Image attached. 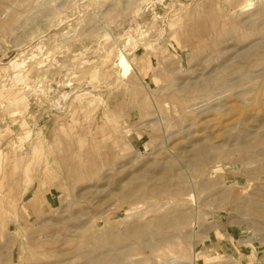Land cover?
Instances as JSON below:
<instances>
[{"label": "rangeland", "instance_id": "obj_1", "mask_svg": "<svg viewBox=\"0 0 264 264\" xmlns=\"http://www.w3.org/2000/svg\"><path fill=\"white\" fill-rule=\"evenodd\" d=\"M0 264H264V0H0Z\"/></svg>", "mask_w": 264, "mask_h": 264}, {"label": "bare ground", "instance_id": "obj_2", "mask_svg": "<svg viewBox=\"0 0 264 264\" xmlns=\"http://www.w3.org/2000/svg\"><path fill=\"white\" fill-rule=\"evenodd\" d=\"M35 55V54H34ZM32 56V55H31ZM20 61V60H19ZM11 65H13L15 68H16V66L18 67L19 66V63H18V61L17 60H13L12 62H11ZM22 65V64H21ZM17 72V71H16ZM20 73L18 72V73H16V76L15 77H17L18 75H19ZM21 75V74H20ZM22 76V75H21ZM21 76H18L17 78H19V77H21ZM21 79V78H20ZM24 80V79H23ZM31 85V84H30Z\"/></svg>", "mask_w": 264, "mask_h": 264}]
</instances>
